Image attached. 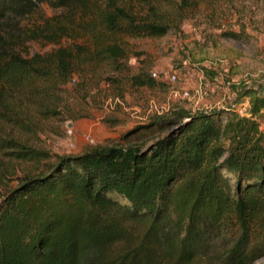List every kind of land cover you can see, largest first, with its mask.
<instances>
[{"label":"trees","instance_id":"16d2710c","mask_svg":"<svg viewBox=\"0 0 264 264\" xmlns=\"http://www.w3.org/2000/svg\"><path fill=\"white\" fill-rule=\"evenodd\" d=\"M73 1L83 16L92 15L87 29L95 52L60 46L28 57L0 36V122L32 131L34 123L7 104L9 96L40 93L53 104L54 93H90L85 64L128 69L118 38L162 37L173 28L153 5L136 12L128 0H58L55 8ZM68 31L56 15L35 34L54 43ZM128 78L131 87L154 84L144 71ZM244 95L249 115L231 107L180 110L122 135L156 132L150 141L79 155L53 157L0 134V152L33 166L23 175L14 166L1 168L0 264H254L264 258V236L254 241L264 228L258 121L264 94L247 89ZM223 239L229 241L225 250Z\"/></svg>","mask_w":264,"mask_h":264},{"label":"rangeland","instance_id":"374dc122","mask_svg":"<svg viewBox=\"0 0 264 264\" xmlns=\"http://www.w3.org/2000/svg\"><path fill=\"white\" fill-rule=\"evenodd\" d=\"M127 3L136 12L145 13L153 5L160 20L173 24L172 30L156 38H118L126 51L127 60L123 63L128 69L107 72L110 67L106 63L85 64L93 88L90 93H54L53 104L40 93H29L26 99L22 93L9 96L7 104L18 106L34 126L32 131H26L0 122L3 137L47 151L53 157L79 155L109 146L150 141L157 137L156 132L140 131L128 139L122 135L132 127L172 117L180 110L231 107L249 115L245 90L257 89L264 94V0H128ZM56 5L58 0H0V36L15 51L28 57L60 46L74 50L82 46L90 53L95 52L94 35L87 29L92 15L83 16L77 1L61 8H55ZM56 15L62 16L70 31L54 43L48 36L38 38L35 32ZM96 32L100 30L97 28ZM231 33L238 37H230ZM140 71L150 76L156 72L159 79H154L150 87H131L128 77ZM169 73H176L178 81H168ZM196 89H201L202 94H196ZM185 91L190 96L184 97ZM2 108L0 105V112H4ZM48 109L62 114L53 116ZM258 121L264 132L263 117ZM70 123L72 134H68ZM4 166L16 167V175L33 170L30 163L17 162L0 152V173ZM263 236L264 228H260L254 241L260 243ZM228 243L223 239L220 247L225 250ZM254 264H264V258Z\"/></svg>","mask_w":264,"mask_h":264},{"label":"built area","instance_id":"2783aa9c","mask_svg":"<svg viewBox=\"0 0 264 264\" xmlns=\"http://www.w3.org/2000/svg\"><path fill=\"white\" fill-rule=\"evenodd\" d=\"M151 77H152L153 79H159V75H158L156 72H151ZM166 78H167V80L170 81V82H176V81H178V75H177L176 73H169V74L166 76ZM196 94H198V95L202 94L201 89H196ZM177 95H178V93L176 92V93H175V96H177ZM183 96H184V97H188V96H190V93H189L188 91H185V92L183 93ZM234 110H236V109H234ZM236 111H237V110H236ZM237 112L240 113V111H237ZM240 114H242V113H240ZM71 125H72V123L68 124V134H72V128H71Z\"/></svg>","mask_w":264,"mask_h":264}]
</instances>
